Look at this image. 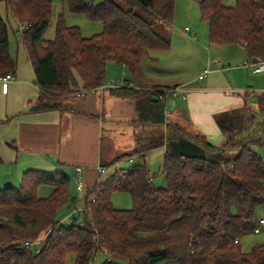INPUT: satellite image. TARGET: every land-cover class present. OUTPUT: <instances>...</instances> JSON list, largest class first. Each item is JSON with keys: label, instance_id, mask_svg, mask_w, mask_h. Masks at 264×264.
<instances>
[{"label": "trees", "instance_id": "trees-1", "mask_svg": "<svg viewBox=\"0 0 264 264\" xmlns=\"http://www.w3.org/2000/svg\"><path fill=\"white\" fill-rule=\"evenodd\" d=\"M2 1L17 22L40 87L30 112L66 109L71 96L100 87L108 61L136 77L152 50L170 48L169 36L154 24L172 20L175 0H67L71 12L100 21L102 30L84 37L58 14L53 38L44 37L51 0ZM194 1L210 43L242 45L249 61H264V0H236L233 6ZM15 65L8 24L0 16V76L13 73ZM255 103L253 110L245 104L215 116L225 135L220 145L178 122L165 123V131L134 133L132 152L106 165L164 144L165 185H154L143 161L117 170L85 191L70 224L56 218L59 208L75 203L70 176L24 170L18 187L0 188V264H65L68 253L75 254L72 264H92L99 251L110 255L101 264H264V244L240 249V238L253 231L264 205V92ZM43 186L51 191L40 197ZM116 191L129 193L131 208L112 205ZM42 234L37 250L24 244Z\"/></svg>", "mask_w": 264, "mask_h": 264}, {"label": "crops", "instance_id": "crops-1", "mask_svg": "<svg viewBox=\"0 0 264 264\" xmlns=\"http://www.w3.org/2000/svg\"><path fill=\"white\" fill-rule=\"evenodd\" d=\"M172 21L173 18L165 25L170 26ZM168 31L170 48L152 50L150 58L141 60L136 77H132L123 64L108 61L100 87L84 95L76 93L71 96L64 103L66 109L42 112L29 111L40 87L35 82L27 51L19 40L16 39L12 48L9 41V51L16 65L15 71L10 73L12 79L0 80V187L19 185L21 174L26 169L50 173L61 171L74 178L75 167L79 166L83 193L89 185L99 181L103 173L117 165L107 163L118 155L132 152L134 133L153 127L165 131L167 122H178L189 130L203 133L210 143L222 144L225 135L215 116L245 104L253 110L255 96L260 94H254L253 88H264L253 78L263 74L264 68L253 72L252 66H241L240 62L244 60L241 58L244 57L239 52L235 54L232 46L235 44L211 45L202 38L197 42L188 25L179 31ZM195 32H198L197 28ZM238 46L248 60L244 47ZM171 50L178 54H193L189 62L196 63L198 69L203 68L202 71L211 70L208 74L212 75L198 78L202 72L199 71L198 75L168 81L163 75L165 71L156 65L161 62V53H170ZM231 62L240 68L233 69ZM220 65H228L230 69H219ZM113 78L132 81L134 88L110 87V82L115 81ZM174 86L183 90L161 100L156 95L145 93ZM155 149H159L164 157L166 147L162 144L142 155L132 154L123 159L134 161L137 157L136 164L143 161L149 174L148 155ZM149 177L152 181L156 179V176Z\"/></svg>", "mask_w": 264, "mask_h": 264}, {"label": "rangeland", "instance_id": "rangeland-1", "mask_svg": "<svg viewBox=\"0 0 264 264\" xmlns=\"http://www.w3.org/2000/svg\"><path fill=\"white\" fill-rule=\"evenodd\" d=\"M103 0H94V3H99ZM236 0H223V3L227 6H233L235 4ZM52 4V18L50 21V25L48 29L45 32L44 37L45 38H53L54 36V27L55 22L57 20L58 14H62L64 22L67 26H75L79 29L80 33L84 37L92 36L96 33H99L102 30V23L100 21H92L87 19L84 15L73 13L69 10L67 5V0H51ZM0 16L7 22L8 24V35H9V41L11 48L15 45L16 39L18 40V25L15 19L12 17V15L6 11L4 2L0 0ZM185 25H188L190 28L191 33L195 34L196 41L199 42L200 38H202L206 44H216V43H210L208 42L207 37V29L208 25L206 21L201 20L198 6L194 0H176L175 6H174V16L173 21L171 22L170 26H166L160 23H155L154 27L155 29L160 32L163 36H168L169 30L171 31H179L181 28H183ZM196 27L198 29V32H195L194 28ZM193 29V30H192ZM177 39H179L177 37ZM235 50V54L237 55L242 54L241 59H244L243 62L246 60L245 55L243 54L242 49L238 45H232ZM186 48H183L184 51ZM177 52V51H175ZM171 50L169 53H161L159 56L160 64H157V68L163 69V75L168 79V81H174L175 79H178L180 77H187L191 75H198L202 71L203 68L198 69V65L196 63H190L192 61L191 59L194 57L193 54L183 52L182 54L175 53ZM235 55V56H236ZM244 55V56H243ZM233 63V64H232ZM242 63V61L240 62ZM234 62H231L230 66L235 68H240L239 66H235ZM239 65V64H238ZM214 66L210 67L211 69ZM244 67V66H243ZM245 67H250L249 65H246ZM211 71V70H210ZM227 71V70H226ZM208 74V73H207ZM212 75L211 73L208 74V76ZM115 81L117 78H113ZM257 83L264 85V73L256 75L254 78ZM110 81V80H109ZM172 83V82H170ZM254 94H258L261 92H264V88H253ZM149 156V162L147 164L149 169V176H156V179L153 181L155 186H164L165 185V177L161 173V165L163 163V154L159 149H155L152 153H150ZM137 159V157H135ZM134 161H129L127 159H122L119 162H117L116 167L114 169H109L105 173L101 175L100 180H104L106 176H108L113 171H117L120 169L128 170L130 169L133 164H136ZM96 183V182H95ZM89 185L88 189H92L95 185ZM4 186H1L0 188H3ZM18 187V184L16 185ZM51 191V188L48 186H43L40 188L38 195L40 197L46 196ZM70 196L75 199V203H69L68 205L61 207L58 209L56 213V218L60 220L62 223L70 224L72 223L71 213L73 212L74 208L80 209L82 208V197L84 196L85 192H77L75 189V180L74 178H70ZM111 203L114 207L120 208V209H129L132 207V200L128 192L124 191H116L113 192L111 195ZM82 217L79 215V219ZM260 218H264V205L261 206L257 211V220ZM43 235V236H42ZM34 243V248H37L40 245L41 239H43L44 234H42ZM257 244H264V226L260 228V231L258 233L251 232L249 234H246L240 238V249L243 252H248L251 250V248L254 245ZM110 255L104 251H99L95 254L94 259L92 261V264H101L106 258H108ZM75 254L74 253H68L66 256L65 264H72L74 260Z\"/></svg>", "mask_w": 264, "mask_h": 264}, {"label": "built area", "instance_id": "built-area-1", "mask_svg": "<svg viewBox=\"0 0 264 264\" xmlns=\"http://www.w3.org/2000/svg\"><path fill=\"white\" fill-rule=\"evenodd\" d=\"M22 28V26L20 27ZM184 30L186 31L187 28H184ZM241 66H252V70L253 72H260L263 70L264 68V61L261 62H256V63H252L249 60H245L244 62H242L240 64ZM219 69H223V70H229L230 66L228 65H220ZM209 69H205L204 71H202L197 77L198 78H203L204 76H206V74L209 72ZM12 75L11 74H6L4 76H0V80L1 81H8L10 79H12ZM110 87H126V88H134V83L132 81H127L125 79H118L114 82H110L109 84ZM158 93L156 94V98L161 100L164 99L165 96L169 95V96H175L178 94V92H181L183 89H181L180 86H174V87H169V88H160L158 89ZM86 91H81L78 92L79 95H84ZM101 172H103V169H100ZM74 180H75V189L77 192H82L84 189V185H83V180H82V176H81V167L77 166L75 167V174H74ZM264 226V218H260L256 221L254 227H253V232L258 233L260 231V228ZM235 242H237V240H235ZM24 244L26 246H32L33 243L29 242V241H25ZM37 250V248H36Z\"/></svg>", "mask_w": 264, "mask_h": 264}, {"label": "water", "instance_id": "water-1", "mask_svg": "<svg viewBox=\"0 0 264 264\" xmlns=\"http://www.w3.org/2000/svg\"><path fill=\"white\" fill-rule=\"evenodd\" d=\"M75 215H76V212L75 211H73L72 213H71V217H75Z\"/></svg>", "mask_w": 264, "mask_h": 264}]
</instances>
